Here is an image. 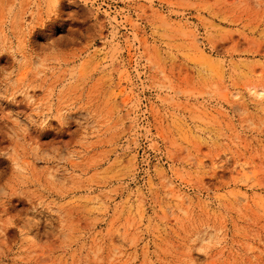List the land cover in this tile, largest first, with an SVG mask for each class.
I'll return each mask as SVG.
<instances>
[{
    "label": "rangeland",
    "instance_id": "obj_1",
    "mask_svg": "<svg viewBox=\"0 0 264 264\" xmlns=\"http://www.w3.org/2000/svg\"><path fill=\"white\" fill-rule=\"evenodd\" d=\"M0 264H264V0H0Z\"/></svg>",
    "mask_w": 264,
    "mask_h": 264
}]
</instances>
